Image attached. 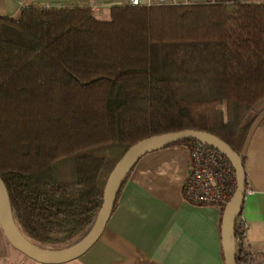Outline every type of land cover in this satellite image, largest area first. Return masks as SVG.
<instances>
[{"label":"trees","instance_id":"1","mask_svg":"<svg viewBox=\"0 0 264 264\" xmlns=\"http://www.w3.org/2000/svg\"><path fill=\"white\" fill-rule=\"evenodd\" d=\"M262 100L264 1L119 5L106 21L85 5L0 15V179L12 220L38 248L79 241L115 164L155 135L204 131L243 164L245 120ZM234 248L248 264L236 224Z\"/></svg>","mask_w":264,"mask_h":264},{"label":"crops","instance_id":"2","mask_svg":"<svg viewBox=\"0 0 264 264\" xmlns=\"http://www.w3.org/2000/svg\"><path fill=\"white\" fill-rule=\"evenodd\" d=\"M262 2L264 0H230ZM182 2V1H181ZM91 6L100 20L122 0H0V15L16 19L25 7ZM241 149L246 175L241 209L247 229L248 264H264V100ZM190 170L189 146L174 145L143 155L122 180L113 210L97 241L64 264H225L222 212L186 201L182 187ZM0 264H38L0 245Z\"/></svg>","mask_w":264,"mask_h":264},{"label":"water","instance_id":"3","mask_svg":"<svg viewBox=\"0 0 264 264\" xmlns=\"http://www.w3.org/2000/svg\"><path fill=\"white\" fill-rule=\"evenodd\" d=\"M181 141H193L214 148L230 162L234 169L236 189L222 211L220 235L225 264H236L234 228L236 220L241 214L245 196L246 175L244 166L239 154L224 141L210 133L190 129L151 136L131 146L115 164L105 182L101 207L90 230L79 241L58 250L40 249L21 234L12 220L7 190L0 179V230L4 239L13 249L38 264H64L79 258L97 241L102 233L113 210L119 186L131 167L143 155Z\"/></svg>","mask_w":264,"mask_h":264},{"label":"built area","instance_id":"4","mask_svg":"<svg viewBox=\"0 0 264 264\" xmlns=\"http://www.w3.org/2000/svg\"><path fill=\"white\" fill-rule=\"evenodd\" d=\"M24 0H20L23 2ZM230 0H122V5H216L230 3ZM93 11V7L89 6ZM190 170L183 183V193L187 202L194 205H210L221 212L230 201L236 189V175L230 162L214 148L194 142L189 147ZM242 234L244 246L247 224L240 215L236 220Z\"/></svg>","mask_w":264,"mask_h":264},{"label":"rangeland","instance_id":"5","mask_svg":"<svg viewBox=\"0 0 264 264\" xmlns=\"http://www.w3.org/2000/svg\"><path fill=\"white\" fill-rule=\"evenodd\" d=\"M175 1H177V2H181V1H183V0H175ZM97 18V17H96ZM256 106V105H255ZM255 106L253 107V109H252V111L247 115V118H246V120H245V122H249V123H251L252 124V122H253V120H254V118H255ZM221 109H224V106H221L220 107ZM244 122V123H245ZM6 240L4 239V237H3V234H2V232H1V230H0V245L2 244V243H4ZM40 249H44V250H49V251H51V250H58V249H60V247L59 246H54V247H50V248H48V247H40Z\"/></svg>","mask_w":264,"mask_h":264}]
</instances>
